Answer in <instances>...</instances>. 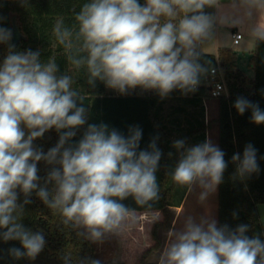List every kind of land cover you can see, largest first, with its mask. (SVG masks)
<instances>
[{
    "label": "clouds",
    "instance_id": "9594fccd",
    "mask_svg": "<svg viewBox=\"0 0 264 264\" xmlns=\"http://www.w3.org/2000/svg\"><path fill=\"white\" fill-rule=\"evenodd\" d=\"M219 6L220 0H85L79 11L74 10L71 24L56 20L52 36L70 70H84L91 88L99 81L121 95L137 88L155 91L161 98L174 90L187 95L198 90L202 78L215 73L210 62L201 63V56L219 19L206 9ZM240 7L248 20L254 13L264 14V0H240ZM249 35L264 42L258 19ZM12 39V30L0 27V45H7L0 62V240L20 242L21 248L8 250L15 259L34 260L44 249L43 233L21 222L33 192L59 214L65 227L83 230L78 235L90 241L121 236L137 220V211L122 201L132 197L137 206L151 208L159 199L158 137L140 149L139 126H130L125 136L106 123H88V96L74 87L75 77L58 76L55 56L45 61L39 50L17 51ZM234 108L240 115L250 109L252 122L264 124L258 104L238 97ZM81 128V138L72 143ZM52 129L59 134L58 142L44 152L34 141ZM173 147L179 159L171 181L189 192L201 189L198 200L203 204L223 182L225 152L210 140L187 146L178 139ZM231 160L236 165L234 178L243 180L259 171L251 143L242 156L235 153ZM41 161L52 166L43 186L37 166ZM20 193L25 197L22 203ZM248 231L247 224L233 229L211 216L187 215L180 228L169 231L157 264H264V240L249 237ZM63 259L71 264L70 254ZM81 264L100 262L89 258Z\"/></svg>",
    "mask_w": 264,
    "mask_h": 264
},
{
    "label": "trees",
    "instance_id": "16d2710c",
    "mask_svg": "<svg viewBox=\"0 0 264 264\" xmlns=\"http://www.w3.org/2000/svg\"><path fill=\"white\" fill-rule=\"evenodd\" d=\"M84 2L85 0H28L27 4H22L21 0H0V17H3L0 27L10 28L13 32V19L16 18L25 35L18 43H14L12 39L11 43L15 45L16 50H39L41 59L45 61L50 56H55L59 67L57 75L68 74L75 77L74 87L82 88L88 96L84 101L89 110L88 123H106L125 136L130 126H139L143 130L140 149H146L152 138L158 137L157 145L162 151L156 173L160 196L157 201L152 202L151 208L137 206L132 197L122 201L127 207L137 211V220L120 236L124 241L119 253L120 259L102 261L98 258L95 243L78 235V231L83 230L65 227L59 214L50 210L33 192L30 197L32 202L24 206L21 222L27 229L43 233L45 247L34 260L27 257L15 259L9 255L8 250L12 247L21 248L20 242L0 240V264H65L63 258L66 254L71 256V264H81L89 258L98 260L100 264H157L150 262L149 258L164 244L160 230L171 228L173 216L170 207L181 206L188 192L186 188L176 186L171 181L170 174L175 167L174 162L177 163L179 159V153L175 148L172 153L171 134L159 118L160 110L164 108V102L168 98L186 95L174 90L169 96L161 98L155 91H142L139 88L127 95H121L106 88L99 81L95 88H91L86 82L87 74L84 70L79 74L70 70L61 46L52 36V28L59 18H64L66 23L71 24L74 10L79 11ZM140 3H144V0H140ZM6 54L7 45H0V62ZM237 58L238 53L226 47L220 48L218 54L204 52L201 56V63L210 62L211 68L220 67L229 91L228 95L218 97L219 148L225 152V160L228 162L223 182L219 185L218 224H227L233 229L240 224H247L249 231L246 235H259L264 240V222L259 211V204L264 203V124L257 125L252 122L250 109L240 115L234 108L236 99L244 97L264 110V42L255 44L251 57L254 66L253 77L237 67ZM207 77L202 78L196 92L187 95L205 96L208 91V87L204 85ZM203 112L205 113L204 108ZM86 127L87 125L84 126ZM84 128L77 131L72 143L81 138ZM202 130L205 142V123ZM58 139L59 134L52 129L42 138L35 140L34 145L47 152L55 146ZM190 140L185 139L186 145ZM249 143L257 150L259 171L243 180L234 178L236 165L232 163L231 158L235 153L242 156L244 147ZM37 166L40 184L43 186L52 166L43 161ZM48 187L51 190L52 185ZM24 198L20 193L18 202L22 203ZM140 215H146V218L141 220Z\"/></svg>",
    "mask_w": 264,
    "mask_h": 264
},
{
    "label": "rangeland",
    "instance_id": "374dc122",
    "mask_svg": "<svg viewBox=\"0 0 264 264\" xmlns=\"http://www.w3.org/2000/svg\"><path fill=\"white\" fill-rule=\"evenodd\" d=\"M207 10L208 12L217 15L219 19L215 28L214 38L202 46L203 51L212 50L216 52L218 50L217 46L219 42L221 43L220 46H227L226 48L231 46V49L239 53L241 57L240 66L243 67L244 69L249 70V66L251 62L250 57L254 53L255 44H256V41L249 35V29L256 22L257 19L259 20L261 27H264V14L257 15L256 13H254L251 20L246 19L244 17V9L240 7V0H220L219 9H207ZM235 26H238L239 30L243 32L242 34H244L245 32V38L242 41L237 40L234 43H232L233 40H232L231 30ZM207 100H209L211 103H216V104H218L219 101L218 97L212 96L209 90L207 91ZM170 102H172V100H169L168 98L164 103L165 105L169 106ZM215 114H216L215 108L211 106L210 108L211 121L209 123L210 140L213 144L219 146V123L217 121L218 113L217 115ZM200 191L201 189L196 187L193 189V191L188 193L184 203V207L180 212L178 211V208L174 206L172 207L171 213L173 216L175 228L178 229L181 227V222L183 218L187 215H193L197 218H199L200 216L207 215L215 218L218 221L219 185L217 186L216 191L212 193L207 199V201H205L203 204L200 203L198 200ZM139 217L141 220H144L146 218V215H140ZM168 230L169 229L160 230V234L162 238L165 240L167 237ZM123 242L124 241L120 236L119 237L110 236L107 237L103 242H99V243L94 242L97 247L98 258L102 261L120 259L119 253L121 251ZM157 260H158V254L151 255L149 258L150 262L151 261L157 262Z\"/></svg>",
    "mask_w": 264,
    "mask_h": 264
},
{
    "label": "crops",
    "instance_id": "0c3cea01",
    "mask_svg": "<svg viewBox=\"0 0 264 264\" xmlns=\"http://www.w3.org/2000/svg\"><path fill=\"white\" fill-rule=\"evenodd\" d=\"M206 11H208L206 9ZM237 32H241L238 28V26L233 27V29L231 30V35H232V40L234 43L235 41H242L245 38V32L243 34V36L239 39H237L236 37L233 36L234 33ZM243 33V32H241ZM219 42V41H218ZM221 43H218L217 46V51L214 52L212 50H207L204 52H210V53H216L218 54L219 49L222 47H227V46H220ZM247 45V44H245ZM231 48V46H229ZM228 47V48H229ZM239 49V48H237ZM243 49V47H242ZM252 57V56H251ZM250 57V66H249V70L244 69L243 67L240 66V55L238 53V58L236 60V65L237 67H240L242 69H244L247 74L250 77L254 76V66H253V62L251 60ZM169 100H172V102L169 103V106L163 105V109L160 110L159 113V118L161 120V122L169 129V132L171 134L172 137V141H171V148H172V153H174V147H173V142L175 140L178 139H187L190 138L191 140L187 143V146H193L196 144H200L203 143V130H202V126L205 123L207 126V130H206V140H210V127H209V123L211 121V115H210V108L211 106H213V108H215V115H219V101L218 104L216 103H211L209 100H207V94L205 96L199 97V96H194L193 94L191 95H186V96H180V97H171L169 98ZM203 108L205 110V113L203 112ZM211 141V140H210ZM174 164L176 165V163L174 162ZM189 191L186 194V197L183 201V204L181 206H174L176 208H178V211L180 212L183 207H184V203L185 200L187 198ZM173 206H171L170 208L172 209ZM259 211L262 217V220L264 222V203H260L259 204ZM178 212V213H179ZM173 227H175L174 225V220L172 218V226L171 228H169V230L167 231L169 233L170 230L173 229ZM168 233H167V237L166 240H164V244L162 246V248L156 252L155 254H159L162 252L163 248L165 247L167 241H168ZM153 254V255H155ZM154 262V261H152ZM157 263V262H155Z\"/></svg>",
    "mask_w": 264,
    "mask_h": 264
},
{
    "label": "built area",
    "instance_id": "2783aa9c",
    "mask_svg": "<svg viewBox=\"0 0 264 264\" xmlns=\"http://www.w3.org/2000/svg\"><path fill=\"white\" fill-rule=\"evenodd\" d=\"M233 36L239 39L243 36V34L241 32H237L234 33ZM213 68L215 69V73L214 74L209 73L204 85L208 87V90L211 92L212 96L214 97L228 95L229 91L224 78V73L222 72L219 66H215Z\"/></svg>",
    "mask_w": 264,
    "mask_h": 264
},
{
    "label": "water",
    "instance_id": "95a60500",
    "mask_svg": "<svg viewBox=\"0 0 264 264\" xmlns=\"http://www.w3.org/2000/svg\"><path fill=\"white\" fill-rule=\"evenodd\" d=\"M23 38H25V35L21 31V28L16 20V18L13 19V42L18 43Z\"/></svg>",
    "mask_w": 264,
    "mask_h": 264
}]
</instances>
